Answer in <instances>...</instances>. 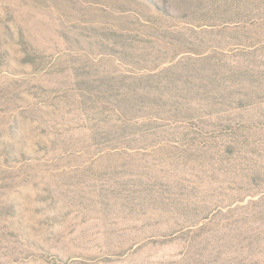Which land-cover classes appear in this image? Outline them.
<instances>
[{
    "label": "rangeland",
    "instance_id": "374dc122",
    "mask_svg": "<svg viewBox=\"0 0 264 264\" xmlns=\"http://www.w3.org/2000/svg\"><path fill=\"white\" fill-rule=\"evenodd\" d=\"M0 264H264V0H0Z\"/></svg>",
    "mask_w": 264,
    "mask_h": 264
}]
</instances>
